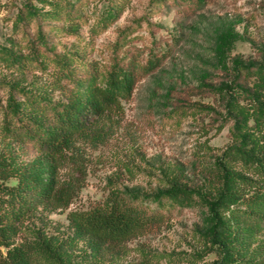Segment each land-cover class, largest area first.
Instances as JSON below:
<instances>
[{
	"label": "rangeland",
	"instance_id": "374dc122",
	"mask_svg": "<svg viewBox=\"0 0 264 264\" xmlns=\"http://www.w3.org/2000/svg\"><path fill=\"white\" fill-rule=\"evenodd\" d=\"M112 2L116 15L95 32L107 0H0V48L26 54L40 34L41 57L72 56L78 70L91 64L104 71L114 60L131 58L140 65L122 109L106 112L78 137L86 176L69 209L111 191L155 194L174 186L189 190L198 203L171 205L170 219L127 242L122 254L93 255L83 241L67 238L69 209L43 205L23 222L15 242L46 245L36 264H213L221 254L210 241L212 221L200 198L213 201L225 188L249 194L264 186V171L245 157L264 142V120L256 100L239 89L264 102V0ZM151 52L161 64L145 72ZM47 65L42 70L0 62V118L10 85L35 89L51 79L53 63ZM45 94L57 98L56 92ZM5 143L0 137V149ZM69 166L60 170L62 178ZM237 208L243 206L228 204L219 213L235 223ZM60 243L62 252L55 249ZM246 246L264 254V231L249 236Z\"/></svg>",
	"mask_w": 264,
	"mask_h": 264
},
{
	"label": "trees",
	"instance_id": "16d2710c",
	"mask_svg": "<svg viewBox=\"0 0 264 264\" xmlns=\"http://www.w3.org/2000/svg\"><path fill=\"white\" fill-rule=\"evenodd\" d=\"M107 4L92 28L95 32L106 28L109 19L116 15L112 0H107ZM37 13L29 11V15ZM44 44L39 34L26 54L11 47L0 48V62L12 66L30 65L31 69L44 70L53 63L51 79L35 89L11 84L1 110L0 137L6 143L0 149V264H36L45 256L46 245L42 241L15 242L21 225L40 205L69 209L86 176L77 151L78 137L106 112L122 109L121 99L132 90L140 67L136 58H131L127 62L114 60L104 71L91 64L78 70L72 56L41 57L40 46ZM160 64L159 57L151 52L142 69L151 72ZM239 89L241 94L256 100V111L264 120V102L248 89ZM46 90L56 92L57 98H49ZM245 157L264 171V142H258L256 150ZM65 165H70L71 173L62 178L60 170ZM227 189L221 190L213 201L200 198L212 221L210 241L221 254L213 264H263L264 254L258 248L250 252L246 245L249 236L264 231V186L257 184L249 194ZM197 203L193 194L181 186L155 194L111 191L103 200L68 210L72 234L67 238L83 241L95 256L122 254L127 242L166 223L171 205L188 207ZM228 204L243 206L233 210L238 219L235 223L219 213ZM55 249L62 252L65 246L60 243Z\"/></svg>",
	"mask_w": 264,
	"mask_h": 264
}]
</instances>
